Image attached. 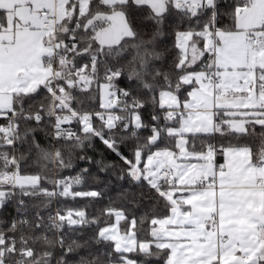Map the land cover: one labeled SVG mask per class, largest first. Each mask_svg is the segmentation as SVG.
Returning a JSON list of instances; mask_svg holds the SVG:
<instances>
[{"label": "snow or ice", "instance_id": "snow-or-ice-1", "mask_svg": "<svg viewBox=\"0 0 264 264\" xmlns=\"http://www.w3.org/2000/svg\"><path fill=\"white\" fill-rule=\"evenodd\" d=\"M0 264H264V0H0Z\"/></svg>", "mask_w": 264, "mask_h": 264}, {"label": "trees", "instance_id": "trees-1", "mask_svg": "<svg viewBox=\"0 0 264 264\" xmlns=\"http://www.w3.org/2000/svg\"><path fill=\"white\" fill-rule=\"evenodd\" d=\"M171 43H172V37L170 35L165 36L163 39V42L161 44V47H171ZM101 153H104V155L107 157L108 160H115L116 158L114 157V155L112 154H108L105 152L104 150V146L102 144H100L98 141L96 142L94 148H90L86 150V154L88 156L93 157L94 160H99L101 159ZM77 166L72 170V172L70 174H75L76 172H78L80 170V168L83 167H89L90 171L95 175L98 173V168L95 164L89 165L87 163V161H79L76 162ZM65 174H69V173H65ZM100 176V183H94L91 180H89L88 184L85 187H95L98 188L100 190H102L104 192V199L100 202L97 203L96 207H100L104 204H107L109 202V200H111L114 204L116 205H122L123 203H125L124 200H122V194L124 192H135L138 194L139 190L137 189H130L128 185L124 184L122 186L121 182H118L115 180V177H111L112 183L109 184L107 187L105 186L104 181L109 177V174L106 173H98ZM67 205L69 207H81L83 206L86 201H81V200H77L75 202L73 201H67L66 202ZM89 211L92 212L93 209L89 208ZM9 214H14L13 210L11 208H9L8 210H6L2 216L4 218H7V216Z\"/></svg>", "mask_w": 264, "mask_h": 264}]
</instances>
